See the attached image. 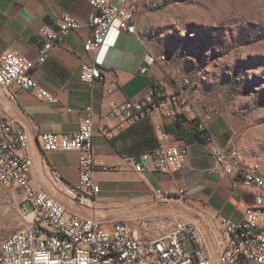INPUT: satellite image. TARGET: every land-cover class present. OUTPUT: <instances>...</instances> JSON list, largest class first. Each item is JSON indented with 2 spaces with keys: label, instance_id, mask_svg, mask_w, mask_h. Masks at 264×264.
I'll return each mask as SVG.
<instances>
[{
  "label": "crops",
  "instance_id": "1",
  "mask_svg": "<svg viewBox=\"0 0 264 264\" xmlns=\"http://www.w3.org/2000/svg\"><path fill=\"white\" fill-rule=\"evenodd\" d=\"M63 14L77 17L86 23L92 9L86 0H0V55L8 50L18 52L30 61L40 56L42 41L38 31L42 26L55 29ZM136 24V23H135ZM137 31V30H136ZM89 30L71 31L61 46L52 47L45 61L32 71L33 78L51 91L55 104L38 100L31 92L19 90L14 101L0 95V115L14 118L28 135V147L24 152L31 160V177L35 186L49 193L70 213L96 219L105 226L124 222L137 226L141 233L157 222L167 229L177 215L197 221L203 242L209 249L211 264H219V249L213 232L215 217L234 221L241 219L247 206L254 203L258 191L253 188L233 186L226 175L206 152L205 143L197 136L196 119L162 121L150 116L145 120L128 123L108 116L111 106L125 101L155 99L158 81L171 85L163 77L158 65L140 73L142 59L151 54L146 43L137 34L120 33L102 59V81L93 85L78 79L83 61H93L96 53L83 49ZM152 58L157 61L155 55ZM116 84L113 93L108 89ZM154 87L153 91L149 88ZM152 92V95H151ZM91 106L93 118V153L96 161L94 178L100 193L93 208L76 205L55 187L75 186L79 180L78 153L73 151L41 152L36 140L38 134L54 133L70 135L76 132L83 110ZM160 124L161 130H156ZM108 133L107 135L103 132ZM214 143L225 146L231 136L226 122L220 118L210 123ZM185 145L186 164L174 173H135L134 163L159 147ZM237 162L241 168L259 173L264 179V168L245 161L238 150ZM60 183L55 185L52 172ZM180 189L184 197L175 196ZM166 192L170 198L157 193ZM154 221L151 224L145 221ZM160 221V222H159ZM170 223V224H169ZM148 231V234L150 232Z\"/></svg>",
  "mask_w": 264,
  "mask_h": 264
},
{
  "label": "built area",
  "instance_id": "2",
  "mask_svg": "<svg viewBox=\"0 0 264 264\" xmlns=\"http://www.w3.org/2000/svg\"><path fill=\"white\" fill-rule=\"evenodd\" d=\"M92 14L86 23L70 14H63L55 29L42 26L38 36L42 41L40 56L30 61L18 52L8 50L0 55V95L14 101L19 90L31 92L38 100L55 104V95L36 81L32 71L45 61L47 52L61 46L71 31L89 30L83 49L97 56L93 61H83L78 79L86 85L103 80L101 64L105 51L116 37L124 32L136 34L135 17L139 7L135 0H86ZM157 61L151 54L142 59L140 73ZM159 86L158 83L155 84ZM116 84L108 89L113 93ZM154 88V87H153ZM150 87L149 90L153 91ZM152 95V92H151ZM91 106L83 110L76 132L67 134L42 133L36 137L41 152L73 151L78 153L79 180L77 185L60 183L58 174L52 178L56 189L67 199L84 208H93L100 193L95 181L96 161L93 153V118ZM195 115V105L179 97H166L160 88L155 99L125 101L111 106L108 116L128 123H136L152 116L164 118L196 119L195 130L205 143L206 152L232 178L233 186L253 188L258 191L255 201L247 206L241 219L215 217L213 232L219 249V264H264V179L259 173H246L238 166L237 147L229 143H214L209 124L215 116L210 106ZM160 131V124L156 125ZM106 135L105 131H103ZM28 135L12 117L0 115V185L13 189L20 196L17 214L23 225L0 242V264H211L209 249L203 242L200 224L177 215L171 228L156 232L158 222L141 233L137 226L115 222L105 226L96 219L81 218L70 213L49 193L34 185L31 177L32 163L24 153ZM187 150L185 145L159 147L142 156L133 164L135 173H174L184 168ZM170 198L166 192L157 193ZM175 196L184 197L180 189ZM30 205V208L25 206ZM191 245V250L187 249Z\"/></svg>",
  "mask_w": 264,
  "mask_h": 264
},
{
  "label": "rangeland",
  "instance_id": "3",
  "mask_svg": "<svg viewBox=\"0 0 264 264\" xmlns=\"http://www.w3.org/2000/svg\"><path fill=\"white\" fill-rule=\"evenodd\" d=\"M136 1L137 34L171 85L158 81L159 89L193 103L194 117L212 107V120L220 118L229 128L227 144L264 168V0ZM20 200L0 185V242L23 225ZM161 222L159 233L172 226Z\"/></svg>",
  "mask_w": 264,
  "mask_h": 264
},
{
  "label": "bare ground",
  "instance_id": "4",
  "mask_svg": "<svg viewBox=\"0 0 264 264\" xmlns=\"http://www.w3.org/2000/svg\"><path fill=\"white\" fill-rule=\"evenodd\" d=\"M102 1H112V0H102ZM135 3H136V5H137V1H136V0H135ZM135 23H136V17H135ZM135 32H137V31H136V24H135ZM160 59L162 60L163 57H161ZM237 155H238V153H236V160H237ZM238 166H239V165H238ZM239 167H240V166H239ZM245 172H246V173H252V172H250V171H248V170H246V169H245ZM259 179H263V178L259 176Z\"/></svg>",
  "mask_w": 264,
  "mask_h": 264
},
{
  "label": "trees",
  "instance_id": "5",
  "mask_svg": "<svg viewBox=\"0 0 264 264\" xmlns=\"http://www.w3.org/2000/svg\"><path fill=\"white\" fill-rule=\"evenodd\" d=\"M182 120H183V119H182ZM182 120H181V121H182ZM197 136H198V138H199V135H198V134H197Z\"/></svg>",
  "mask_w": 264,
  "mask_h": 264
}]
</instances>
